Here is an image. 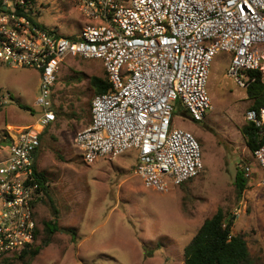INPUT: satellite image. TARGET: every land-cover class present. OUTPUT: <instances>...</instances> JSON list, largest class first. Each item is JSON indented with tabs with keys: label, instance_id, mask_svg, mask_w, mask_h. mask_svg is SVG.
<instances>
[{
	"label": "built area",
	"instance_id": "obj_1",
	"mask_svg": "<svg viewBox=\"0 0 264 264\" xmlns=\"http://www.w3.org/2000/svg\"><path fill=\"white\" fill-rule=\"evenodd\" d=\"M77 3L85 22L76 38L17 14L10 0L0 4V65L39 72L36 123L47 126L55 119L52 94L62 60L100 58L110 90L93 97L90 123L75 134L84 160L114 159L135 148L134 173L160 193L196 176L202 169L199 143L174 126V104L179 101L194 121L205 119L212 109L209 67L219 51L232 54L226 75L240 87L257 73L264 84V0ZM245 120L262 135L252 155L264 171V106L249 107ZM2 138L0 261L33 242V202L41 195L33 177L38 131L29 127ZM244 169L250 176V168ZM259 185L264 191V176Z\"/></svg>",
	"mask_w": 264,
	"mask_h": 264
},
{
	"label": "rangeland",
	"instance_id": "obj_2",
	"mask_svg": "<svg viewBox=\"0 0 264 264\" xmlns=\"http://www.w3.org/2000/svg\"><path fill=\"white\" fill-rule=\"evenodd\" d=\"M32 2L36 21L62 35H77L85 22L77 0ZM231 57L219 51L211 61L207 90L212 109L204 120H192L179 102L174 104L173 124L197 139L202 169L162 193L146 188L134 173L135 148L88 164L74 142L90 121L94 96L88 79L104 75L100 58L62 60L52 94L55 119L47 126L36 123L39 72L0 65V95L6 99H1L0 141L6 132L38 131L35 161L47 177L48 195L36 199L34 218L40 231L42 220L57 223L50 243L30 264H184V248L218 208L232 219V233L242 235L251 256L264 264V191L259 185L264 171L240 132L252 101L226 75ZM246 166L251 175L244 174L247 187L238 196L235 179Z\"/></svg>",
	"mask_w": 264,
	"mask_h": 264
},
{
	"label": "trees",
	"instance_id": "obj_3",
	"mask_svg": "<svg viewBox=\"0 0 264 264\" xmlns=\"http://www.w3.org/2000/svg\"><path fill=\"white\" fill-rule=\"evenodd\" d=\"M2 1L0 0V4ZM10 1L14 2L17 14H23L31 21H36L38 10L35 9L32 0ZM40 25L43 28H47L43 24ZM76 37V35L71 36V38ZM88 83L93 96L110 90V82L108 81L105 69L103 76L92 75L88 79ZM245 89L247 98L252 101L250 107L258 108L264 106V84L258 73L255 74L254 79ZM2 106L3 103L0 99V110ZM240 132L245 139L247 148L253 153L262 140V135L258 128L253 123L248 122L241 127ZM37 152L38 148L34 153L35 159ZM244 174L245 169H239L235 179L238 196L247 187L248 179L246 177L248 176L245 175V177ZM33 177L34 181L38 184L37 193L47 196V177L43 172L38 171L36 161L33 166ZM35 203L36 200L33 202V206H35ZM56 224V221L53 220H42V230L40 231L38 221H36L37 226L33 242L19 252L12 254L10 257L3 258L0 264H12L14 261H22V264H30V260L38 255L43 247L50 243L52 234L57 231ZM231 228L232 219L227 217L226 212L222 208H218L211 217L203 221L197 233L184 248V264H260L257 259L251 256L243 236L233 234ZM40 233H43L44 236L40 243L36 244Z\"/></svg>",
	"mask_w": 264,
	"mask_h": 264
},
{
	"label": "water",
	"instance_id": "obj_4",
	"mask_svg": "<svg viewBox=\"0 0 264 264\" xmlns=\"http://www.w3.org/2000/svg\"><path fill=\"white\" fill-rule=\"evenodd\" d=\"M5 8V7H4Z\"/></svg>",
	"mask_w": 264,
	"mask_h": 264
}]
</instances>
